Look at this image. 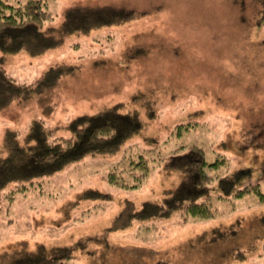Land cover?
I'll return each mask as SVG.
<instances>
[{
  "label": "rangeland",
  "instance_id": "obj_1",
  "mask_svg": "<svg viewBox=\"0 0 264 264\" xmlns=\"http://www.w3.org/2000/svg\"><path fill=\"white\" fill-rule=\"evenodd\" d=\"M46 3L55 27L69 9L90 21L76 23L45 52L0 51V61L23 84L51 66L75 69L51 89L0 110V146L6 130L21 138L33 120L43 121L53 137H69L74 118L114 105L137 113L143 124L115 154L75 161L27 184L12 200L8 190L15 184L8 185L0 202V264L12 253L81 239H89L85 250L67 264H264V199L253 193L226 199L212 193L209 218L176 211L124 227L115 222L124 210L176 188L182 173L166 162L192 145L208 162L224 159L209 170L214 179L246 168L241 184H258L264 193V12L252 0ZM186 122L198 124L177 133L175 126ZM141 154L149 169L139 181ZM112 172L126 188L109 182ZM216 227L229 234L208 242Z\"/></svg>",
  "mask_w": 264,
  "mask_h": 264
},
{
  "label": "trees",
  "instance_id": "obj_2",
  "mask_svg": "<svg viewBox=\"0 0 264 264\" xmlns=\"http://www.w3.org/2000/svg\"><path fill=\"white\" fill-rule=\"evenodd\" d=\"M252 2L264 12V0ZM65 16L64 23L55 27L46 0H0V51L25 50L33 55L40 54L59 45L65 32L77 27L76 23L90 21L89 14L79 10L69 9ZM74 69L73 66L64 64L51 66L34 83L23 84L8 77L0 61V110L15 100H24L32 93L40 94L51 89L61 77L69 75ZM142 124L137 113L122 112L114 105L104 107L93 114L74 118L67 125L71 133L69 137H53L52 130L41 120H33L21 138L17 130H6L0 146V202L2 191L12 183L15 186L8 190L9 200L13 199L16 191H25L27 184L51 176L84 157L117 153L128 138L140 131ZM197 124L186 122L175 127L177 133H180L195 128ZM139 157L140 169L144 173L139 175L137 180L141 181L143 175L147 174L149 165L145 156L141 154ZM223 161L221 158L208 162L203 149L195 145L173 154L166 166L182 173L179 185L164 192L159 200L146 201L140 208L132 211L124 210L115 222L124 227L132 219H164L176 211L190 217L209 218L215 211L212 193L217 195L215 199L241 197L251 193L264 199V193L258 184H241V180L249 173L246 168L233 169L228 175L215 178L218 180L216 185H211L215 179L209 170H216ZM132 165L135 166L133 163ZM108 180L114 185H121L122 188L127 187L114 172L109 174ZM137 186L139 182L130 187ZM88 192L94 194L95 190ZM122 217L125 220H122ZM219 228L209 230L211 240H207L206 236H202V240L211 242L217 237L229 234ZM111 229L117 228L112 226ZM88 240L81 239L70 247L62 246L50 250L39 247L36 252L12 253L7 257V264H67L69 259L85 250ZM106 242L105 240L104 247L110 248ZM239 254L241 258L244 256L243 252Z\"/></svg>",
  "mask_w": 264,
  "mask_h": 264
}]
</instances>
